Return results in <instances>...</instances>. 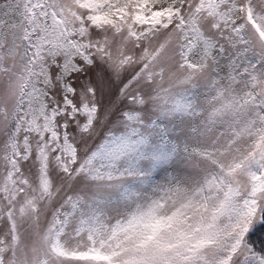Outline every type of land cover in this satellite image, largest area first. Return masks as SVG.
Listing matches in <instances>:
<instances>
[{
    "label": "snow or ice",
    "instance_id": "6c2138e0",
    "mask_svg": "<svg viewBox=\"0 0 264 264\" xmlns=\"http://www.w3.org/2000/svg\"><path fill=\"white\" fill-rule=\"evenodd\" d=\"M0 264H264V0H0Z\"/></svg>",
    "mask_w": 264,
    "mask_h": 264
}]
</instances>
